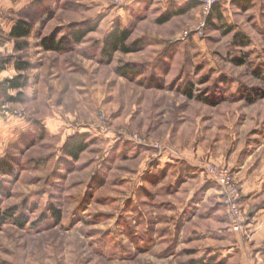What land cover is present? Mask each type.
<instances>
[{
	"label": "rangeland",
	"instance_id": "obj_1",
	"mask_svg": "<svg viewBox=\"0 0 264 264\" xmlns=\"http://www.w3.org/2000/svg\"><path fill=\"white\" fill-rule=\"evenodd\" d=\"M208 1L0 0V162L13 166L0 206L28 218L3 224L0 264H192L214 236L264 237V0ZM18 18L32 31L15 40ZM90 24L82 42L46 49ZM117 28L127 51L104 58ZM19 73L26 86L9 88ZM79 133L77 159L64 147ZM218 175L238 189L239 230ZM216 228L232 237L199 233Z\"/></svg>",
	"mask_w": 264,
	"mask_h": 264
},
{
	"label": "trees",
	"instance_id": "obj_2",
	"mask_svg": "<svg viewBox=\"0 0 264 264\" xmlns=\"http://www.w3.org/2000/svg\"><path fill=\"white\" fill-rule=\"evenodd\" d=\"M40 2H44L45 0H39ZM237 2L240 6L249 5V0H234ZM247 3V4H246ZM198 3L195 1H192L191 3L178 7L175 9L174 12L177 13H184L192 9V7L196 6ZM216 8V7H215ZM172 12L166 13L161 19L160 23H163L167 20H169L172 16ZM216 13L221 17L220 10L217 6ZM31 25L29 22L25 19L18 18L15 23L12 25L11 30L9 32V35L11 38L15 40H20L22 38H26L31 33ZM95 24L86 25L84 27H79L72 29L69 36H62L59 40L56 41L55 37L53 38H47L43 41L46 49H52V50H61V48H64L67 44H70L71 41L74 42H82V40L87 36L90 31H93L96 29ZM239 37H242L241 35ZM128 38V31L126 29L117 28L113 32H111L106 38L105 43L102 46L101 49V55L103 57L110 59L115 51L123 50L127 51V46H125L126 39ZM243 42H248L246 37H243ZM29 67L27 62L19 61L16 70L21 72L23 70H26ZM123 72H126L123 70ZM7 86L14 90H19L20 88H24L27 84L26 77L22 75L21 73L18 74V76L8 78L7 79ZM12 100H15L14 97L11 98ZM87 134L85 133H79L76 136H73L68 139V142L66 143L64 147V153H67L69 156L74 158H79V155L85 151L88 148L87 143ZM12 163L8 160L1 161L0 162V169L4 172H10L12 171ZM2 184L0 183V189H2ZM54 217H56V220H61L60 211L58 209H54L53 211ZM8 220L15 221L20 226H25L28 222V218L24 216H18L17 211L15 209H8L3 210L0 206V229L2 228L3 224L8 222Z\"/></svg>",
	"mask_w": 264,
	"mask_h": 264
},
{
	"label": "crops",
	"instance_id": "obj_3",
	"mask_svg": "<svg viewBox=\"0 0 264 264\" xmlns=\"http://www.w3.org/2000/svg\"><path fill=\"white\" fill-rule=\"evenodd\" d=\"M11 27H9V32L11 30ZM186 161V160H185ZM184 161V162H185ZM189 162V167L188 169L190 170L189 175H197L198 170L194 169L196 164L195 162H191V160H188ZM250 188H247L246 191V196L247 197H253V193L256 194L257 189H252L251 192L249 191ZM260 211V210H259ZM259 230L263 229L264 230V222L259 224ZM223 228L221 229H213V230H200L199 233L202 235V233H207L209 235H213L214 232L218 233V236L222 235L224 236H231L227 231H224ZM257 231V229H256ZM202 232V233H201ZM259 231H257L258 233ZM258 235V234H257ZM256 236L255 240L253 243L248 244V241L242 240L241 242L238 241L237 243H228V244H221L220 239L222 237H215L213 239V243L208 244L207 246L200 248L199 253L193 256L192 264H221L225 262H230L231 260L236 261L237 264H254L256 261L260 260L262 258V255L257 251L259 246L264 243V237H258ZM222 240V239H221ZM258 247V248H257ZM197 249V248H196ZM257 251V252H255ZM234 261V262H235Z\"/></svg>",
	"mask_w": 264,
	"mask_h": 264
},
{
	"label": "built area",
	"instance_id": "obj_4",
	"mask_svg": "<svg viewBox=\"0 0 264 264\" xmlns=\"http://www.w3.org/2000/svg\"><path fill=\"white\" fill-rule=\"evenodd\" d=\"M191 1V0H188ZM221 0H209L208 2L210 4H216ZM218 181L222 184H227L228 185V189H227V200L229 203V214H230V218H231V222L233 224V227L235 230H239L242 225L243 222V218L241 217V212L239 210L238 207V202H239V198H238V189L237 187L231 183L230 178L223 175H218L217 176Z\"/></svg>",
	"mask_w": 264,
	"mask_h": 264
}]
</instances>
